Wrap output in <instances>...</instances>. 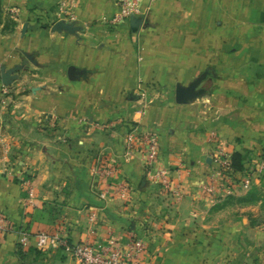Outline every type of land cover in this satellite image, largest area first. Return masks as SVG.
<instances>
[{
    "label": "crops",
    "instance_id": "obj_1",
    "mask_svg": "<svg viewBox=\"0 0 264 264\" xmlns=\"http://www.w3.org/2000/svg\"><path fill=\"white\" fill-rule=\"evenodd\" d=\"M59 1L1 0L16 26L0 31V69L23 65L24 54L35 65L0 82V217L72 245L125 244L134 234L145 245L140 264H264V221L252 220V206L227 203L245 193L200 190L216 170L210 133L245 166L264 157V0L144 2L117 24L109 22L117 0H69L64 20L82 28L77 36L33 24L35 11L49 14ZM200 76L204 95L174 104L175 85ZM144 135L158 144L151 172ZM102 163L114 168L111 178L97 175ZM157 169L170 189L181 186L179 200L153 177ZM118 184L123 197L100 199ZM16 240L0 234V264L77 263L62 247Z\"/></svg>",
    "mask_w": 264,
    "mask_h": 264
},
{
    "label": "built area",
    "instance_id": "obj_2",
    "mask_svg": "<svg viewBox=\"0 0 264 264\" xmlns=\"http://www.w3.org/2000/svg\"><path fill=\"white\" fill-rule=\"evenodd\" d=\"M158 0H117L118 11L109 20L111 24H117L123 19L133 15H138L142 12L144 2L151 5ZM64 19V18H59ZM58 19V20H59ZM66 19V18H65ZM132 140V136H128V142ZM143 140L146 145L144 163L145 169L151 172L153 169L158 144L157 140L152 135H144ZM207 142L214 148L213 161L216 163V170L211 176L209 182L203 184L200 190L205 195H212L216 189L223 187L230 192L237 191L246 193L259 176L264 172V159H260L256 168L244 175L241 179H235L230 171L226 170L228 158L227 152L219 143L218 137L215 133H210ZM97 175L101 178H111L114 173L113 167L107 169L97 168ZM153 177L159 181L160 186L169 192L170 196L179 200L181 198V186L175 184L172 189L168 178V172L165 169H157L153 172ZM26 188V198L24 206L31 207L34 202V194L28 180L24 181ZM125 188L123 186L105 185L104 189L99 193L100 199L106 198L110 193L112 195L123 197ZM96 221V214L92 212L89 217V222L93 225ZM0 234H14L16 235V243L19 248L28 247L31 242H34L37 248H56L62 247L68 252L76 264H140L141 258L145 252V245L141 237L130 234L125 244L119 241L108 238L105 243L95 240H86L78 244H70L67 238L59 234H48L45 232H38L31 234L21 228H16L10 222L0 217ZM90 234H94V228H90Z\"/></svg>",
    "mask_w": 264,
    "mask_h": 264
},
{
    "label": "water",
    "instance_id": "obj_3",
    "mask_svg": "<svg viewBox=\"0 0 264 264\" xmlns=\"http://www.w3.org/2000/svg\"><path fill=\"white\" fill-rule=\"evenodd\" d=\"M27 25L23 24L21 28V32L24 33ZM82 31V28L77 26L74 21H66L64 19L57 20L54 22L49 29L51 34L53 33H62L65 32L72 36H77L78 33ZM25 59L31 64L35 65V62L31 58V56L24 54ZM23 68L22 65L15 66L11 69L4 70L0 69V82L3 86H8L15 79V73ZM73 69L70 67L67 70L68 77L71 78L74 75ZM203 81V76H200L190 82L186 86H182L180 84H176L174 87L173 93V102L176 105H187L192 103L198 98H201L204 95V91L200 88V84Z\"/></svg>",
    "mask_w": 264,
    "mask_h": 264
},
{
    "label": "rangeland",
    "instance_id": "obj_4",
    "mask_svg": "<svg viewBox=\"0 0 264 264\" xmlns=\"http://www.w3.org/2000/svg\"><path fill=\"white\" fill-rule=\"evenodd\" d=\"M68 2H69V0H60L58 3H55V5H53L52 8L50 9L49 14L48 13L47 14H40L39 12L35 11L32 14L33 24H35L36 27L47 30V29H50V26L54 22H56L59 18H69L71 15L68 13L69 12L68 5H67ZM55 6H56V10L54 11ZM43 25L46 26L47 28H43ZM8 34H10V33H3V35H8ZM23 59H24L23 65L26 67H29L30 63L25 58H23ZM144 103H147V102H144L143 100L140 101L141 105H144ZM141 105H139V106H141ZM260 159H261V157L254 159V161L251 162V164L248 166H245V163L243 161V164H244L243 173L234 174L233 175L234 178L237 180L241 179L244 177V176L241 177L242 175H245L246 173L251 172V170H254L256 168L257 162H259ZM257 181H258L257 185L253 184L252 187L255 186L257 189H261L264 192V173H262L259 176V179ZM239 197H241V196H234L233 199L227 201V203L229 205L235 207V208L236 207L242 208V207L252 206L254 209L253 213H251L253 215L252 220L258 221V222L264 221V205H260L259 202H257V203L255 202L253 204H245V203L240 202L238 200Z\"/></svg>",
    "mask_w": 264,
    "mask_h": 264
},
{
    "label": "trees",
    "instance_id": "obj_5",
    "mask_svg": "<svg viewBox=\"0 0 264 264\" xmlns=\"http://www.w3.org/2000/svg\"><path fill=\"white\" fill-rule=\"evenodd\" d=\"M16 26V23L9 18L3 17V9L1 5L0 0V31L1 33H11L13 32L14 28ZM43 28H47L43 25ZM261 159H264V157H261ZM258 163V162H257ZM99 168L101 169H107L108 165L105 163H102L99 165ZM224 172L230 171L233 175L234 174H241L244 171V164H243V156L239 154L238 152L232 153L227 162V166L225 168ZM264 173V172H263ZM242 175L241 177H243ZM228 200L233 199V197H228ZM240 202H243L245 204H253L259 202L260 205H264V192L261 189H257L255 186L251 187L250 190H248L244 196H241L238 198Z\"/></svg>",
    "mask_w": 264,
    "mask_h": 264
}]
</instances>
